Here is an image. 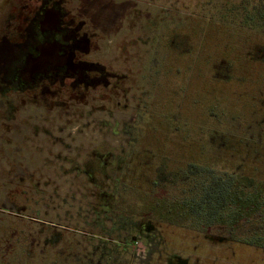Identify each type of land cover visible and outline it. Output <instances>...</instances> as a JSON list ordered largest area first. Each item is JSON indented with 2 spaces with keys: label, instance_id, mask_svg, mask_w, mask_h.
<instances>
[{
  "label": "rangeland",
  "instance_id": "374dc122",
  "mask_svg": "<svg viewBox=\"0 0 264 264\" xmlns=\"http://www.w3.org/2000/svg\"><path fill=\"white\" fill-rule=\"evenodd\" d=\"M243 3L260 9V30L225 16ZM263 5L123 0L120 11H86L87 58L124 77V84L82 93L45 87L4 94L10 110L0 111V264H55L62 252L72 264L100 245V231L109 227L100 226L102 215H182L178 199L189 189L184 175L194 162L218 172L246 169L247 183L260 187L264 159L246 156L245 149L231 157L212 155L219 144L206 138V129L200 155L192 141L203 104L198 91L212 66L218 70L220 60L230 63L234 55H264ZM96 7L100 0H90L89 8ZM3 18L0 11V35ZM100 154L110 158L103 171L90 166ZM100 189L113 195L109 203L103 205ZM51 231L60 233L56 249L42 250Z\"/></svg>",
  "mask_w": 264,
  "mask_h": 264
},
{
  "label": "flooded vegetation",
  "instance_id": "af4514ba",
  "mask_svg": "<svg viewBox=\"0 0 264 264\" xmlns=\"http://www.w3.org/2000/svg\"><path fill=\"white\" fill-rule=\"evenodd\" d=\"M121 1L100 0L99 10L89 8L90 0L78 1L77 7L72 0H2L0 111L10 110L4 95L10 92L54 87L82 93L121 87L124 77L87 58L91 40L85 16L86 11H120L116 6ZM240 7L225 11V16L235 15L237 22L260 30V9H248L244 3ZM219 63L218 70L213 65L212 74L203 77L198 91V105L203 104L193 121L192 142L200 155L206 129V138L219 144L212 155L231 157L245 149L246 156L264 159V55H234L230 63ZM201 71L198 67L199 76ZM181 121L184 129L186 122ZM237 171L189 164L184 175L189 189L178 199L182 215H102L100 226L109 222V227L100 231V264H264V182L252 188L247 170ZM112 196L100 189L103 205ZM109 208L107 204L105 211ZM136 242L141 247L133 248Z\"/></svg>",
  "mask_w": 264,
  "mask_h": 264
},
{
  "label": "trees",
  "instance_id": "16d2710c",
  "mask_svg": "<svg viewBox=\"0 0 264 264\" xmlns=\"http://www.w3.org/2000/svg\"><path fill=\"white\" fill-rule=\"evenodd\" d=\"M256 9H259V8L257 7ZM109 162H110L109 154H104V155L100 154V156L96 157L95 160H93L92 163H90V166H92L93 168L95 166L100 171H103V169H105L108 166ZM99 197H100V194H99ZM99 202H100V198H99ZM59 235L60 233L51 231L49 236H47V239L44 240V242L46 243L44 242L42 243V250L46 249L47 247L51 249H56L54 245L59 241L58 240L60 239ZM92 249H93V252H90V253L88 252V254L86 253L81 254L80 258H78V261L72 264H100V245L95 244L93 245ZM57 256H58V259H56L55 264H67L68 263V257H70L68 253L62 252L61 255L60 253H58Z\"/></svg>",
  "mask_w": 264,
  "mask_h": 264
}]
</instances>
